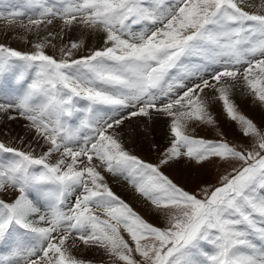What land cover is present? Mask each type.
Returning <instances> with one entry per match:
<instances>
[{
  "label": "snow or ice",
  "instance_id": "1",
  "mask_svg": "<svg viewBox=\"0 0 264 264\" xmlns=\"http://www.w3.org/2000/svg\"><path fill=\"white\" fill-rule=\"evenodd\" d=\"M3 19L36 39L0 43V114L26 122L0 130V264H90L73 255L80 244L112 264H264V130L233 99L264 106V0H23ZM213 101L250 146L189 134L190 122L216 126ZM154 117L170 121L158 163L121 138ZM182 162L227 168L190 191L162 170Z\"/></svg>",
  "mask_w": 264,
  "mask_h": 264
},
{
  "label": "rangeland",
  "instance_id": "2",
  "mask_svg": "<svg viewBox=\"0 0 264 264\" xmlns=\"http://www.w3.org/2000/svg\"><path fill=\"white\" fill-rule=\"evenodd\" d=\"M22 1L21 0H2V2H0V12L7 13V11L10 8L14 6H19ZM3 20L7 22L6 19H3ZM25 22H26V18H25ZM1 23L5 24L3 25L4 27L7 26L11 28L12 30L15 29L13 25L17 26V24L10 25L8 22H7L8 23L7 25V23L3 22L2 20L0 24ZM3 26H0V27H3ZM2 35L3 36L2 38H0L1 39L0 43L6 42V44L18 50L27 48V45L25 44V41L24 39H22V37H29L33 40L36 39L35 35H34L35 37H30L29 33L26 31L23 33L22 37L15 36V37L10 38L4 34ZM0 37H1V33H0ZM6 38L7 40H5ZM4 99H6V97L0 96V100H4ZM233 99L236 105L238 106L239 111L243 115L252 119L257 124L258 127L264 130V106H262L259 101L254 100L251 96L242 94L239 89L235 91L233 95ZM209 111L216 118V126L213 127V126L201 124L199 122H190L189 127H188V132L190 135H193L198 138L218 140V139H221L218 133L223 132L224 133L223 139H227L231 143H234L238 146H250L251 145V139L244 137L242 132L240 131L238 124L229 120L226 117V115L223 113L222 105L219 102H216V103L214 101L210 102ZM18 121L20 122L18 123ZM141 121L143 122L139 123ZM14 122L16 123L14 124V126H12L13 124L11 123L7 124V119L3 118V114H2L0 116V130L4 132L7 131L6 133H18V131L14 132L12 131V129H15V126H17V129H20L21 128L20 126L23 123H26L22 119H18L15 121L13 120V123ZM132 122L136 124H141V129H140L141 131L139 130L140 132L137 135H132L134 138L131 136L130 139L127 138L126 135L124 134L125 132L124 129L121 131L122 132L121 138L125 144L126 149L131 154L138 156L140 159H143L151 163H158L160 152L164 147L167 146L169 138H170L169 127H168L169 122H170L169 118H167L162 123L159 130L156 128H153L152 125H151V128L145 127L143 125L144 124L143 118H137L136 121L134 120ZM7 125L8 127L10 126V129L12 127V129L8 130ZM2 136L6 137L4 135H0V137ZM0 140H3V139H0ZM149 141H150V144H149ZM153 145H155L156 147H153ZM226 168L227 166L222 167L220 165H206L203 169L194 168V167L190 168L188 165L182 162L179 164H173L171 167H165L162 170L164 171L166 175H168L175 182L179 183L181 186L187 188L190 191L192 190L198 191L199 187L204 186L205 184L207 185L217 184L218 177L224 173ZM227 170L230 171V169H227ZM105 177L117 179L120 182V183H117V185H112L106 179L107 182L109 183V186L112 188L113 192L116 193L123 200H125V202L128 203L138 214H140L146 220H148L149 222L153 223L156 226H160V227L164 226L163 217L155 211L154 207L150 204V202L146 201L143 197L139 196V194H137L134 191V189L130 185L127 184L126 181H124L122 178L113 177L111 174H108V173H105ZM119 185H125L127 188H129L132 194V197L131 195L122 196L121 194H119L118 191L116 190L117 189L116 186L119 187ZM133 196H135L136 198L133 199ZM97 214L102 215L101 213H97ZM125 236H126V233H125ZM257 243L259 244L260 242L257 241ZM205 247L207 246L205 245ZM5 254L6 253H5L4 248L0 247V256H3ZM73 255H75L78 259L84 260L85 262H90V264H112L111 259L107 255H105L102 250L96 251V253L94 252L93 254H90V255L82 256V255L76 254L75 252L73 253Z\"/></svg>",
  "mask_w": 264,
  "mask_h": 264
},
{
  "label": "bare ground",
  "instance_id": "3",
  "mask_svg": "<svg viewBox=\"0 0 264 264\" xmlns=\"http://www.w3.org/2000/svg\"><path fill=\"white\" fill-rule=\"evenodd\" d=\"M249 2H254V3H259V0H249ZM3 22H5V23H7L5 20H2ZM0 22H1V20H0ZM2 24V23H1ZM0 24V26H3V25H5V24H2L1 25ZM7 25H8V23H7ZM14 27H15V29H11V28H9V27H7V26H3V27H0V33H1V37L0 38H2V34H4V35H6L7 37H15V36H17V37H22L23 36V33L25 32V30L23 29V28H20L18 25L16 26V25H13ZM11 29V30H10ZM25 35V34H24ZM29 35H30V37H35L34 35V33H29ZM77 35H78V33H77ZM5 36V37H6ZM9 39V38H8ZM1 40V39H0ZM3 40V39H2ZM5 40H7V38L5 39ZM17 40V39H16ZM6 43V42H5ZM14 43V42H13ZM18 43H20V42H18ZM87 43L89 44V46H92V45H95V46H99V40L97 39V38H95V37H92V38H90L88 41H87ZM22 44V43H21ZM216 103V102H215ZM2 114H0V116H1ZM137 119V118H136ZM136 119H135V121H136ZM167 118H164V117H154L152 120H148V118L147 119H145V118H143V120H144V126L145 127H149V128H151V125H152V127L153 128H156V129H160V127H161V125H162V123L166 120ZM15 121V120H14ZM139 121V120H138ZM146 121H147V123H146ZM20 121H18V123H19ZM143 121H141V122H139V123H142ZM8 123H11V124H13L12 126H14V124H16L15 122L13 123V120H7V124ZM6 124V123H5ZM24 124V123H23ZM150 125V126H149ZM20 126V125H19ZM21 127V126H20ZM5 129V128H4ZM7 129L8 130H11L12 129V127H11V129H10V126L8 127V125H7ZM123 129L125 130V132H124V134L126 135V137L127 138H131V136L132 135H137L141 130V124H136V123H134V122H126L125 123V125L123 126ZM122 129V130H123ZM140 130V131H139ZM6 131V130H5ZM12 131H18V132H22L23 131V129L22 128H20V129H17V126H15V129H12ZM7 132V131H6ZM122 133V132H121ZM123 134V135H124ZM124 135V136H125ZM166 135V134H165ZM164 135V136H165ZM163 136V137H164ZM123 137V136H122ZM133 137V136H132ZM134 138V137H133ZM0 139H3V140H5V141H8V139L9 138H7V137H0ZM147 144V143H146ZM149 144H150V141H149ZM187 165V164H186ZM191 168V167H190ZM109 177V176H108ZM106 179L110 182V184H112V185H117V183H120L117 179H113V178H107L106 177ZM117 187V191H118V193L119 194H121L122 196L124 195V196H130L131 195V197H132V194H131V192H130V189L129 188H127L125 185H119V187L118 186H116ZM134 195V194H133ZM134 198H136L135 196H133V199ZM151 207V206H150ZM156 213V212H155ZM97 251V250H96ZM96 251L94 250V249H89V248H86L84 245H82V244H80L79 246H78V248H76V249H73V253L75 252L76 254H78V255H82V256H84V255H90V254H93L94 252L96 253ZM81 256V257H82Z\"/></svg>",
  "mask_w": 264,
  "mask_h": 264
}]
</instances>
